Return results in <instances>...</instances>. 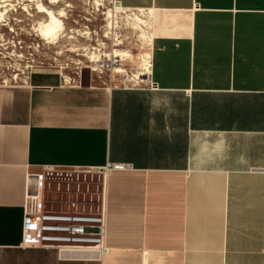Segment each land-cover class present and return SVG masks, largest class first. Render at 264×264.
I'll return each mask as SVG.
<instances>
[{"label": "crops", "instance_id": "crops-1", "mask_svg": "<svg viewBox=\"0 0 264 264\" xmlns=\"http://www.w3.org/2000/svg\"><path fill=\"white\" fill-rule=\"evenodd\" d=\"M114 1L149 21L143 83L0 85V264H264V0ZM41 168L99 173L42 187L103 203L102 250L21 244Z\"/></svg>", "mask_w": 264, "mask_h": 264}, {"label": "rangeland", "instance_id": "rangeland-1", "mask_svg": "<svg viewBox=\"0 0 264 264\" xmlns=\"http://www.w3.org/2000/svg\"><path fill=\"white\" fill-rule=\"evenodd\" d=\"M37 3L51 9L61 22V29L53 38L40 34L39 25L47 18L38 11ZM0 5V85H32L49 77L83 86L124 87L140 83L132 79L143 68L152 35L144 15L136 20L137 16L134 18L114 0H0ZM114 50L128 51L132 58L115 57ZM92 56H97V63L91 60ZM107 58L114 63L105 68ZM118 68L125 72H117ZM30 173L40 178L41 185L51 184L52 190L57 183L65 184L61 192H78L79 182L82 186L88 180L87 195L96 193L91 176L96 177L94 180L99 176L85 170L45 168ZM44 190L41 187L40 193L47 208L59 210L60 206L69 205L59 195L47 197ZM85 202L81 203L88 208L92 200Z\"/></svg>", "mask_w": 264, "mask_h": 264}, {"label": "built area", "instance_id": "built-area-1", "mask_svg": "<svg viewBox=\"0 0 264 264\" xmlns=\"http://www.w3.org/2000/svg\"><path fill=\"white\" fill-rule=\"evenodd\" d=\"M115 2V1H114ZM116 4V3H115ZM114 61L106 59L103 67L112 66ZM129 166L109 163L100 171L105 176L112 169ZM36 188L28 191L23 207L21 244L24 247L95 248L102 250L105 238L104 205L97 213L52 212L44 208L40 189V178L34 176Z\"/></svg>", "mask_w": 264, "mask_h": 264}, {"label": "bare ground", "instance_id": "bare-ground-1", "mask_svg": "<svg viewBox=\"0 0 264 264\" xmlns=\"http://www.w3.org/2000/svg\"><path fill=\"white\" fill-rule=\"evenodd\" d=\"M51 2H55V0H50ZM2 5H0L1 7ZM37 8L39 12H42L46 18L47 21L44 23H41L39 25V30H40V34L44 37V38H53L54 36H56V34L58 33V31L61 29V22L60 20L57 18V16L55 15V13L49 9L44 7L41 3H37ZM63 12L60 11L59 15H62ZM1 15V13H0ZM134 18L136 17L135 15H133ZM132 15H129V18H131ZM136 20H138V18H136ZM152 35H150L149 37V43H151V39H152ZM114 56L118 57V58H132V55L128 52V51H123V50H114ZM145 57L143 60V68L140 72H137L133 75V81L137 80L140 83H143L145 81V76L149 70V58H150V48L149 50L145 51ZM91 60L94 63H97L98 59L97 56H92L90 57ZM92 70H95V68H92ZM117 72L123 73L125 72L123 69L118 68Z\"/></svg>", "mask_w": 264, "mask_h": 264}]
</instances>
